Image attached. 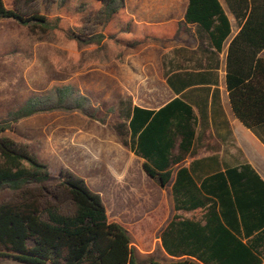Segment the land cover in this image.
Here are the masks:
<instances>
[{
    "label": "trees",
    "instance_id": "1",
    "mask_svg": "<svg viewBox=\"0 0 264 264\" xmlns=\"http://www.w3.org/2000/svg\"><path fill=\"white\" fill-rule=\"evenodd\" d=\"M239 27L226 52V87L238 120L264 142V0H225ZM124 0H0V19H11L29 34L49 39L78 53L88 47L119 42L131 32ZM192 24L199 47L191 52L192 69L218 63L231 34L219 0H187L183 23L154 28L168 39ZM145 34L130 46L153 42ZM204 42L214 51L204 48ZM204 59V60H203ZM189 60V61H190ZM197 77L200 74L186 73ZM190 76L192 79L193 77ZM45 98L29 99L9 122L53 110L85 109L76 81H57ZM117 134L144 159L143 169L161 188L172 180L174 209L200 211L174 215L159 233L166 261L140 258L129 231L109 221L98 193L72 174L54 176L26 146L3 133L0 123V258L25 264H264V181L250 165L201 178L192 168L173 166L170 154L181 134L183 117L192 113L180 98L157 110L124 103ZM177 118V119H176ZM179 124H174V120ZM174 176V179H173Z\"/></svg>",
    "mask_w": 264,
    "mask_h": 264
},
{
    "label": "rangeland",
    "instance_id": "2",
    "mask_svg": "<svg viewBox=\"0 0 264 264\" xmlns=\"http://www.w3.org/2000/svg\"><path fill=\"white\" fill-rule=\"evenodd\" d=\"M131 1L136 0H128V4ZM155 1L153 9L158 7L160 11L168 2ZM182 3L183 0L175 3L177 13ZM140 25L139 37L154 35L149 27L155 24ZM129 37L123 39L129 42ZM148 43L138 44L128 52L134 53V63L147 67L133 69L120 79L119 68L125 63L123 44L106 41L102 47H88L76 53L29 34L11 19H0V123L11 121L29 99L47 97L52 83L74 79L79 95L85 98L84 111L58 109L22 117L9 122L3 136L26 146L52 175L82 178L86 186L99 193L106 213L108 207L109 221L120 223L129 231L140 258L152 256L166 261L158 237L168 220L167 203L163 201L159 211L152 210L154 196L143 191V185H133V179L119 175L126 138H121L117 129L124 123L119 116L124 103L131 101L153 108L166 100L164 88L154 78L152 61L160 58L166 62L167 54L157 55L152 46L161 45L157 40L152 45ZM0 264L25 263L0 258Z\"/></svg>",
    "mask_w": 264,
    "mask_h": 264
},
{
    "label": "crops",
    "instance_id": "3",
    "mask_svg": "<svg viewBox=\"0 0 264 264\" xmlns=\"http://www.w3.org/2000/svg\"><path fill=\"white\" fill-rule=\"evenodd\" d=\"M167 1V4L164 6L165 8L160 11L158 7L153 9L152 3H155V0H136L131 1L132 3L130 4H128V0H124L123 14L130 18L131 32L119 35V43L123 44L125 55V63L121 64L119 68L120 73H122L120 79L125 77L124 73L133 71V69L147 67L144 64H140V62H133L134 59L131 56H134V53L128 55L129 50L135 47L130 46L132 40L140 38V35H137L139 29L141 30L142 28L140 24H155L149 27L153 33L154 28L160 25L184 22L187 0H183V6L178 13L174 9L175 3L178 4V0ZM219 2L231 23V34L219 53L217 65L211 61L208 66L205 65L192 69L193 67L191 66L194 64L195 58L190 60L189 57L191 52L195 51L200 45L199 37L195 33V28L192 24L182 25L178 33L168 39L160 38V35L157 33L151 34L155 36L154 38L161 45H154L155 43L153 44V42L155 40L149 42L150 44L148 43V45L153 44L152 46L156 47L158 51L157 55L160 57L167 54L166 62L160 58L159 60L157 58L155 62L152 61L155 73L154 78L164 88L166 100L153 108L131 101L130 103L140 108L157 110L173 99L180 98L191 108L192 113L188 117L185 115L182 122L183 132L186 135L183 149L179 145L182 141L181 134L176 133L175 129L172 130L174 134L178 135L176 145L170 150V154L178 158L177 164L173 166L175 169L182 166L192 168L194 176L201 178L202 181L205 177L213 175L218 171L223 172L225 169L238 167L246 163L264 181V142L238 120L232 111L229 101L225 81L226 52L230 40L236 35L239 27L234 14L228 9L225 0H219ZM124 36H130V41L128 42L123 39ZM203 46L209 51H214L212 47H208L206 42H204ZM259 56L264 59V50ZM186 73H193V75L200 74L197 76L200 77V80L195 79L190 74L193 77L191 79L190 76H186ZM120 85L125 86V83H120ZM176 119L173 123L179 124V120ZM120 137H124L126 140L123 142L125 158L121 159V171L119 175L126 179H133V185L141 187L143 185L145 187L142 188L143 191L145 190L149 195L154 196L156 203L152 204V210L159 211L161 203L163 201L166 202L167 222L176 214L182 215L185 218L200 215L199 210L192 212L175 211L171 194L173 180L163 188L158 186L145 173L143 169L144 159L136 156L129 149L127 136ZM87 187L91 191L98 193L88 185ZM103 205L105 207L104 202ZM117 208H120V206H117ZM108 212L107 207V217ZM158 240L160 244V239Z\"/></svg>",
    "mask_w": 264,
    "mask_h": 264
}]
</instances>
